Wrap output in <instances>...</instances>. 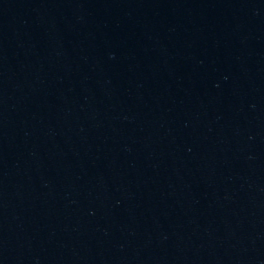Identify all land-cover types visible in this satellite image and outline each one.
<instances>
[{"label": "water", "instance_id": "1", "mask_svg": "<svg viewBox=\"0 0 264 264\" xmlns=\"http://www.w3.org/2000/svg\"><path fill=\"white\" fill-rule=\"evenodd\" d=\"M0 264H264V0H0Z\"/></svg>", "mask_w": 264, "mask_h": 264}]
</instances>
